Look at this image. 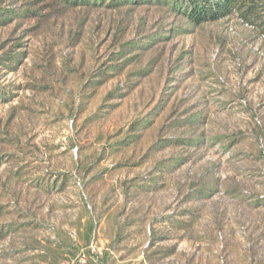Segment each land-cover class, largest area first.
<instances>
[{
	"label": "rangeland",
	"instance_id": "374dc122",
	"mask_svg": "<svg viewBox=\"0 0 264 264\" xmlns=\"http://www.w3.org/2000/svg\"><path fill=\"white\" fill-rule=\"evenodd\" d=\"M0 12V264H264V0Z\"/></svg>",
	"mask_w": 264,
	"mask_h": 264
},
{
	"label": "trees",
	"instance_id": "16d2710c",
	"mask_svg": "<svg viewBox=\"0 0 264 264\" xmlns=\"http://www.w3.org/2000/svg\"><path fill=\"white\" fill-rule=\"evenodd\" d=\"M221 4V3H220ZM217 5H219V4H217ZM208 10V9H207ZM9 13V12H8ZM0 19H9L8 17H7V13L6 14H3V12H0Z\"/></svg>",
	"mask_w": 264,
	"mask_h": 264
}]
</instances>
